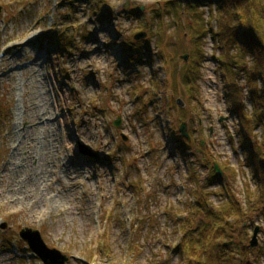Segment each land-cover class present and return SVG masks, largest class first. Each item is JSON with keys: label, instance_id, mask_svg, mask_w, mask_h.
I'll use <instances>...</instances> for the list:
<instances>
[{"label": "rangeland", "instance_id": "rangeland-1", "mask_svg": "<svg viewBox=\"0 0 264 264\" xmlns=\"http://www.w3.org/2000/svg\"><path fill=\"white\" fill-rule=\"evenodd\" d=\"M212 2L0 0V264H44L21 240L23 229L37 231L65 264H182L177 248L187 218L208 219L193 210V191L208 194L219 212L230 202L226 190L242 213L230 218L236 232L222 243L233 245L231 263L264 264V167L257 180L247 165L244 130L218 64L224 52L191 21L196 12L206 32L214 30ZM140 32L144 38L134 41ZM196 47L201 61L187 81ZM37 86L50 110L26 118ZM237 87L251 116L244 79ZM248 118L250 138L264 152L263 127ZM181 123L195 140L190 153L169 132ZM36 124L58 144L52 151L47 138L38 161L29 162L15 153V136L29 137ZM10 170L15 191L35 185L31 202L3 196Z\"/></svg>", "mask_w": 264, "mask_h": 264}, {"label": "trees", "instance_id": "trees-1", "mask_svg": "<svg viewBox=\"0 0 264 264\" xmlns=\"http://www.w3.org/2000/svg\"><path fill=\"white\" fill-rule=\"evenodd\" d=\"M168 4L174 5L173 2ZM212 4L215 5L214 16L211 18L216 23L214 30L206 32L203 28L205 24H202L203 21L196 12L192 13L191 21L194 23L191 21L190 23L201 25L199 34L210 33L217 44V49L224 52V55L221 54L222 59L218 61L221 65L223 87L229 97L228 103L237 113L244 130L241 136L244 134L242 147L247 157V165L252 167L258 180L259 169L264 167V152L261 145L251 140L247 121L248 117L253 118L255 124L261 125L264 131V0H213ZM195 38L198 39L199 36L196 35ZM128 44L130 47L124 51L131 56L136 49L132 48V42ZM232 49L236 52L233 57L229 55ZM189 53L191 64L186 73L187 81L195 77L197 65L202 57L201 50L197 47L192 51L189 50ZM240 79H244L248 102L254 109V114L251 116L245 114L242 109L238 95L240 89L237 87V80ZM171 137L177 145L189 147L176 130L171 133ZM262 142L264 146V141ZM226 192L228 193V190ZM193 196L196 201L195 209L193 208L196 215L201 211L208 219L194 222L187 218L185 223L187 227L177 248L183 260L182 264H232L228 252L232 251L233 245L227 248L223 247L222 243L235 235L236 230L232 227L230 218H235L239 214L242 216L240 208L230 194H227L229 204L219 212L211 208L208 194L204 196L200 192L193 191ZM190 224L195 225L193 229Z\"/></svg>", "mask_w": 264, "mask_h": 264}, {"label": "bare ground", "instance_id": "bare-ground-1", "mask_svg": "<svg viewBox=\"0 0 264 264\" xmlns=\"http://www.w3.org/2000/svg\"><path fill=\"white\" fill-rule=\"evenodd\" d=\"M31 45V42H28L25 43L24 47H31ZM31 98L33 100V103L31 104L30 102H27V106L23 110V115L25 116L27 114L26 118L33 119H37L40 116H46L50 110L51 105L49 104L48 100H46L45 96L43 95V92L38 86L36 87V89H32ZM44 123H46L48 126H51L49 120L45 121ZM32 130V134L27 138H25L24 135L21 136V133L15 136L17 140L20 139L19 142L17 141L16 147H14L15 153L18 154L17 151L20 152V155L24 153L26 155L25 160L27 159L29 162L38 161L40 156H38L37 151H43L45 140L47 138L50 140L49 145L52 151L55 150L58 144L53 134H50L48 137H45L44 134H41L43 132L42 127L40 125L36 124ZM22 131H24L23 128L20 129L19 132ZM40 135L42 137L41 139L38 137ZM13 155L14 154H11V156ZM10 174L11 181L6 183L3 190V196H15L13 202H15L16 200L31 202L32 199L35 198V192L31 188H34L35 185H33V183H30L29 185L24 186L25 182L19 183L18 190L15 191L12 184V178H14V170H10L8 175ZM17 195L21 199H16Z\"/></svg>", "mask_w": 264, "mask_h": 264}, {"label": "water", "instance_id": "water-1", "mask_svg": "<svg viewBox=\"0 0 264 264\" xmlns=\"http://www.w3.org/2000/svg\"><path fill=\"white\" fill-rule=\"evenodd\" d=\"M140 38H144V33L140 32L134 36V40H138ZM188 56L184 55L181 57L183 61H186ZM176 104L180 107H184V103L180 100H176ZM114 126L119 125V120H116L113 122ZM179 133L182 137L188 140V135L186 132V125L182 123L179 127ZM80 149L84 152L86 150L83 147H80ZM215 170L218 176H221V172L215 166ZM4 227V226H3ZM259 232V228H254L253 230V236L252 241L250 242L249 246L250 248H253L256 246V235ZM20 238L26 242L32 252H34L37 257L44 263V264H65L68 260L66 256L62 255L60 252L54 250V249H48L45 244L43 243L39 233L37 231H33L30 229H23L19 233ZM224 246H228L227 244H224Z\"/></svg>", "mask_w": 264, "mask_h": 264}, {"label": "flooded vegetation", "instance_id": "flooded-vegetation-1", "mask_svg": "<svg viewBox=\"0 0 264 264\" xmlns=\"http://www.w3.org/2000/svg\"><path fill=\"white\" fill-rule=\"evenodd\" d=\"M192 141H194V142H195V140H192ZM196 151H197V150H195V153H196Z\"/></svg>", "mask_w": 264, "mask_h": 264}]
</instances>
